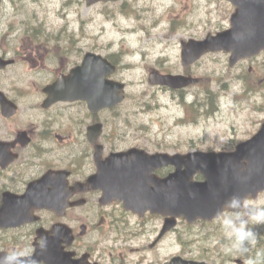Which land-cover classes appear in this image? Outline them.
Returning <instances> with one entry per match:
<instances>
[{
    "label": "flooded vegetation",
    "instance_id": "obj_1",
    "mask_svg": "<svg viewBox=\"0 0 264 264\" xmlns=\"http://www.w3.org/2000/svg\"><path fill=\"white\" fill-rule=\"evenodd\" d=\"M32 1L30 5L36 6L40 0ZM85 1L46 0L51 8L37 14L68 13ZM190 1L195 0L173 3H182L180 10H185ZM217 1L222 0H210ZM225 1V14H215L208 33L230 27L236 6ZM110 2H119L121 12L133 6L130 0L93 4L107 7ZM3 6L6 0H0V252L23 246L39 264H213V258L208 262L197 255L210 247H196L198 238L211 239L213 220L166 219L151 210L130 209L124 200L129 192H117V176L108 174L109 165L116 172L117 162H109L112 155L131 148L147 154L165 151L151 152L130 143L134 138L119 131L120 124L103 121L104 110L92 112L85 101L49 97L47 88L81 66L86 57L95 61L105 57L115 66L109 78L116 79L117 52L102 50L100 40L75 39L67 29L41 23L36 14L19 8L13 18L23 16L21 23H11ZM97 66L100 69V60ZM151 71L192 76L186 69ZM159 87L181 96L188 90ZM174 171L173 165L160 166L151 174L163 178ZM194 178L202 179L199 174ZM42 237L47 245L40 252L36 246Z\"/></svg>",
    "mask_w": 264,
    "mask_h": 264
},
{
    "label": "rangeland",
    "instance_id": "obj_2",
    "mask_svg": "<svg viewBox=\"0 0 264 264\" xmlns=\"http://www.w3.org/2000/svg\"><path fill=\"white\" fill-rule=\"evenodd\" d=\"M131 2L133 6L127 12L118 10L119 2L106 4L109 9L83 2L68 13L52 10L48 15L37 14L51 8L46 0L36 6L30 5L32 0H6L3 9L11 23H21L18 20L23 16L13 18L14 9L19 8L36 14L34 18L41 23L67 29L75 39L91 43L100 40L102 50L117 52L116 79L126 83V97L101 116L108 124H120L119 131L130 140L134 138L130 143L151 152L184 153L233 149L253 135L264 120V52L234 66L229 65V55L223 52L207 53L189 67L181 62L180 40L202 39L212 32L215 14H225L226 1H190L185 10H180L182 3L173 0ZM154 68L163 72L186 69L198 81L181 96L174 89L172 92L150 83L148 75ZM249 202L264 206V191ZM210 227L211 239L198 238L196 242L197 248H210L206 253L197 251L198 257L205 261L213 258V264H238L236 259L245 262L240 254L222 251L225 236L216 220ZM252 227L258 239L249 256L264 252V226Z\"/></svg>",
    "mask_w": 264,
    "mask_h": 264
},
{
    "label": "water",
    "instance_id": "obj_3",
    "mask_svg": "<svg viewBox=\"0 0 264 264\" xmlns=\"http://www.w3.org/2000/svg\"><path fill=\"white\" fill-rule=\"evenodd\" d=\"M230 1L237 6L231 17V28L216 35L208 34L204 40L190 39L183 43L185 65L210 51H230L229 61L233 64L264 49V0ZM114 70L104 58L95 61L86 57L81 66L47 88L49 97L53 101H86L92 112L114 107L124 99L125 87L123 82L106 77ZM149 80L171 88L197 82L193 77L158 72H151ZM110 161L117 162L116 172L109 165L108 174L117 176V192H129L130 196L124 198L128 207L183 216L191 221L214 219L233 195L255 198L264 190V123L252 138L239 143L232 152L148 155L142 150L130 149L112 155ZM168 164L175 165L176 170L166 177L151 174L153 168ZM198 172L204 180H192Z\"/></svg>",
    "mask_w": 264,
    "mask_h": 264
},
{
    "label": "clouds",
    "instance_id": "obj_4",
    "mask_svg": "<svg viewBox=\"0 0 264 264\" xmlns=\"http://www.w3.org/2000/svg\"><path fill=\"white\" fill-rule=\"evenodd\" d=\"M216 221L226 238L221 244L222 251L240 254L245 258L244 264H264V252H257L255 256L248 255L258 239V233L252 225L264 226V206L254 205L233 195L217 213ZM46 245L47 239L42 237L36 247L43 252ZM0 264H39V261L31 250L21 246L0 252Z\"/></svg>",
    "mask_w": 264,
    "mask_h": 264
},
{
    "label": "bare ground",
    "instance_id": "obj_5",
    "mask_svg": "<svg viewBox=\"0 0 264 264\" xmlns=\"http://www.w3.org/2000/svg\"><path fill=\"white\" fill-rule=\"evenodd\" d=\"M171 150V149H170ZM194 150V149H193Z\"/></svg>",
    "mask_w": 264,
    "mask_h": 264
}]
</instances>
